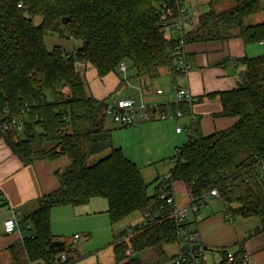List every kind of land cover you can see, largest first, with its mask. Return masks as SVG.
Listing matches in <instances>:
<instances>
[{
	"label": "trees",
	"instance_id": "trees-1",
	"mask_svg": "<svg viewBox=\"0 0 264 264\" xmlns=\"http://www.w3.org/2000/svg\"><path fill=\"white\" fill-rule=\"evenodd\" d=\"M173 1L0 0V118L24 124L23 130L12 126L2 138L25 163L70 159L56 171L60 186L44 195L28 216L34 235L10 248L15 258L23 252L27 261L50 264L65 252L71 261L73 249L51 231V209L102 197L112 224L137 211L144 214V222L131 234L121 230L116 235L114 264H145L139 256L145 250L154 252L157 263L166 264L175 256L167 255L164 247L180 243L183 229L188 228L186 220L179 223L173 217L174 203L160 199L175 182L186 186L191 205L206 203L205 196L217 188L229 221L257 216L260 224L254 234L264 231V180L255 168L264 159V54L239 59L246 67L242 82L220 93L221 115L235 117L236 123L207 136L194 130L193 137L175 151L171 177L156 179L151 194L140 167L121 148L113 147L112 130L105 127L108 102L87 94L76 68V61L88 64L101 78L120 75L121 63H130L141 79L164 67L179 73L176 40L164 34L160 10L163 3ZM232 1L234 6L224 11L211 3L187 32L186 44L233 36L248 44L264 40V22L246 23L264 11V0ZM37 16L42 19L38 25L33 20ZM66 17L70 20L63 23ZM50 33L82 45L73 53L58 45L50 50L46 45ZM124 84L121 78L120 86ZM181 104L174 102L172 111L182 110ZM153 109L167 111L162 105ZM108 149L107 156L88 165L91 156ZM245 255L239 249L232 264H247Z\"/></svg>",
	"mask_w": 264,
	"mask_h": 264
},
{
	"label": "crops",
	"instance_id": "crops-1",
	"mask_svg": "<svg viewBox=\"0 0 264 264\" xmlns=\"http://www.w3.org/2000/svg\"><path fill=\"white\" fill-rule=\"evenodd\" d=\"M257 44L264 46L259 42ZM185 51L191 70L186 74H181L174 73L170 68L164 67L159 70L157 75L149 76L144 81L141 80V83L144 82L142 84L145 85L141 87L143 94L144 90L150 91L149 93L157 92L154 86L155 80L156 82L168 83L173 78L172 83L174 85L170 89H158L157 93L150 94L151 96L148 100H145L144 97L142 101L151 107L158 108V106L162 105L168 111H172L171 105L175 102L174 94L176 89H187L196 98V101L182 102L180 107L181 109L183 108L181 110L183 117L177 120L158 121V119L154 118L152 120H139L135 124L122 127L128 128L127 132L132 137V140H130L131 145L129 144L128 147L133 158L131 156L130 158L129 156L126 157L133 162L135 161L134 163L137 165L140 157L146 158L147 164H152L151 159L158 161V159H162V157L169 155L172 151L175 154L176 149L181 147L179 144L184 132L177 133V125H181L183 128H192L205 136L233 126L237 121L235 117L221 115L220 93L232 90L239 83V79L243 77L246 67L239 63V59L245 56L255 57L264 54L263 51L256 54L260 50L257 47L254 48V43H245L237 36L189 43L186 45ZM156 94H159V96ZM121 99L136 100L135 98ZM108 117H106V120ZM106 124L105 121L106 128L113 129ZM112 144L114 148H121L122 151L124 147L126 148L123 143H121L123 147L115 143L113 134ZM124 154L126 153L124 152ZM69 163L70 159L67 156L25 163L12 152L6 141L0 138V252L8 250L11 253L12 260L18 262L19 258H22L21 264L27 262L25 253L20 252L15 258L10 248L16 244H22L28 235H34L32 225L28 222V216L39 208L40 199L44 195L53 192L60 186L56 171ZM172 168L173 166L169 168L167 174L170 173ZM173 188L175 208L190 206L192 198L186 186L182 182H175ZM99 198L102 197L92 198L88 204L84 205L90 207L82 209L81 216L83 218H93L95 222L98 215L104 213L106 218L110 220L108 202L105 198H102L105 201H101ZM218 202L225 207L222 201L211 197L206 203L200 204L197 211H190V218H186L188 229L198 233L200 242L206 248L204 252L205 264H218L224 259L225 251L235 253L239 249H243L246 255L252 258V264H264V231L254 234L260 224V219L257 216H252L247 218L237 217L229 221L224 210L213 211V205ZM206 207L208 209H205ZM59 208V206H55L51 209L50 224L54 238L63 241L53 230V215L55 212H59L57 211L60 210ZM140 215V217H131L133 216L131 214L117 224H112L111 221L110 224L113 228L122 225L121 230L123 228L133 230L137 225L144 222V214L140 212ZM13 216L18 221L19 229L13 234H6L4 221ZM82 229L85 232V236H82L86 239L94 231L88 222ZM116 235L113 232V242ZM76 243L78 241L75 242L73 239L66 244L77 251V246H74ZM178 250L171 255L166 253L169 256H176ZM213 251L218 253H212ZM72 261L71 257L70 263Z\"/></svg>",
	"mask_w": 264,
	"mask_h": 264
},
{
	"label": "rangeland",
	"instance_id": "rangeland-1",
	"mask_svg": "<svg viewBox=\"0 0 264 264\" xmlns=\"http://www.w3.org/2000/svg\"><path fill=\"white\" fill-rule=\"evenodd\" d=\"M192 5H199L201 7L202 12L207 11L212 6L217 11H224L234 6V2L232 0H189ZM34 23L36 25L40 24L42 19L41 17H34ZM264 22V11L259 12L256 15H252L246 19L247 24H257ZM46 45L48 49H53L54 46H62L68 52L73 53L76 49L81 47L82 42L78 40H74L72 38H68L67 36H60L59 34H48L46 36ZM257 47L259 52H264V46H260L257 43H254V48ZM76 68L80 72L84 84L85 89L88 95H92L99 99H105L108 103L113 102V100L121 99V98H135L137 101L141 102L145 97V100L151 96L150 94H155L158 92V89L164 90L166 88H172L174 85L172 81L169 80L168 83L161 82L155 80V93L147 90H144V94L142 93V88L145 85L141 83V80L148 78L141 79L136 76L135 68L130 64L127 63V71L119 75L111 73L104 78H101L97 75L96 70L88 64L76 61ZM121 78L125 80V84L120 86ZM243 77L239 79V82H242ZM175 81V80H174ZM176 82V81H175ZM178 82V81H177ZM177 89L175 90V92ZM159 96V94H156ZM143 96V97H142ZM154 119V118H153ZM152 120V119H151ZM160 121V119L158 120ZM106 125L110 128H113V139L117 145L120 147L123 143L126 148L124 147L123 151L126 153L125 155L130 158V150L129 144L132 137L128 134V128H122L129 125H122L120 123L114 122L113 118L109 116L106 120ZM181 142L179 146H183L187 139L186 131L183 132L181 137ZM131 145V144H130ZM123 147V146H122ZM109 154V150H106L102 153L96 154L91 156L88 159V165L95 164L98 160L102 159L103 157ZM174 153H170L162 159H151L153 162L146 163V158L140 157V161H138V165L140 166L145 181L150 184L149 186V193H153L155 190L156 179L165 177L166 174L169 172V168L174 166L172 157ZM131 158H133L131 156ZM137 158V157H134ZM150 158V157H149ZM152 158V157H151ZM156 158V157H154ZM58 159V158H56ZM135 162V161H134ZM101 201H105L102 198H99ZM59 212H55L53 215V230L55 234H58L59 238L66 243H70L73 240L74 234H81L85 236V232L83 231L82 227L86 226V222L89 223V226L93 227L94 231L93 234L87 239H80L78 243L74 246H77V251L73 250L70 253L72 257V263L70 264H114L115 263V253L113 247V232L115 234H119L121 232V226L118 225L116 227H112L110 224V220L106 218L104 213L98 215L97 220L94 222L93 218H83L81 216L82 209H87L90 206H67L61 207L59 206ZM86 207V208H85ZM190 206H188L189 208ZM205 209H208L207 207ZM221 210H225V207L222 206L221 203H216L213 205V211L219 212ZM190 208L189 212L187 213V219L190 218ZM58 213V214H57ZM140 217V212L133 213L131 217ZM108 217V216H107ZM108 219V221H107ZM105 221V224H104ZM125 223V222H124ZM93 224V225H91ZM128 226V225H127ZM190 231H193L189 229ZM128 238V236L126 237ZM180 245V243H179ZM178 243L166 245L165 251L171 255L177 252L179 248ZM210 252V251H209ZM179 253V250H178ZM212 253H218L213 251ZM139 256L144 261L145 264H161L157 263V258L152 250H145L144 252L140 253ZM177 256V255H176ZM175 256V257H176ZM174 257V258H175ZM16 262L12 260L11 253L8 250H4L0 252V264H21L22 258ZM212 264V263H211ZM219 264V263H218Z\"/></svg>",
	"mask_w": 264,
	"mask_h": 264
},
{
	"label": "built area",
	"instance_id": "built-area-1",
	"mask_svg": "<svg viewBox=\"0 0 264 264\" xmlns=\"http://www.w3.org/2000/svg\"><path fill=\"white\" fill-rule=\"evenodd\" d=\"M163 15L162 30L164 34L169 38L176 40L174 48L176 70L181 74H186L191 70V66L186 57V34L192 28L193 25L198 23L202 14L201 7L198 5H192L189 0H174L173 2H165L160 7ZM264 45V40L259 41ZM120 72L125 73L127 71V65L121 63L119 67ZM174 100L176 103L182 102H194L196 98L191 95L187 89L177 90L174 94ZM147 105L144 101L137 102L133 99H117L111 103H107L106 113L111 116L114 122L122 125H132L139 120H151L153 118L160 120H177L183 117V112L178 109L176 111L157 110ZM15 127L17 130H23L24 124L22 120H14L13 122L3 121L0 118V138L8 131L9 128ZM186 131V141L193 137L194 130L192 128H183L181 125L176 126V132L180 133ZM255 168L258 173V178L264 180V159L258 161L255 164ZM171 174H167L165 178H170ZM174 183L170 190H163L160 194V199L166 204H173L174 199ZM216 198L223 202V199L217 188H213L206 196L205 200L209 198ZM163 207V205L161 206ZM190 210L195 212L198 210V205H190ZM188 207L174 208L172 211L173 217L177 219L179 223H184L189 212ZM145 216H150V213H146ZM19 229L18 221L15 216L10 217L4 221V231L6 234H13ZM127 230L128 234H131V229L123 228ZM183 238L180 241V249L177 256L171 259L166 264H205L204 252L205 248L200 242L197 232L190 231L188 228H184L182 231ZM29 236V235H28ZM75 242L80 239H85L81 234H75L73 236ZM126 253L131 255L132 252L127 250ZM234 262V253H228L226 257L219 264H232ZM245 262L252 264V258L249 255H245ZM23 264H45L42 261H27ZM50 264H70L69 255L65 252L59 254Z\"/></svg>",
	"mask_w": 264,
	"mask_h": 264
},
{
	"label": "water",
	"instance_id": "water-1",
	"mask_svg": "<svg viewBox=\"0 0 264 264\" xmlns=\"http://www.w3.org/2000/svg\"><path fill=\"white\" fill-rule=\"evenodd\" d=\"M69 20H70V19H69L68 17H66V18H64V19L62 20V22H63V23H67Z\"/></svg>",
	"mask_w": 264,
	"mask_h": 264
}]
</instances>
